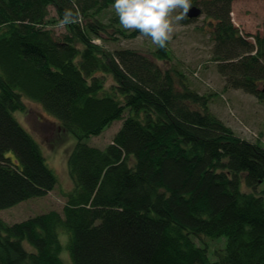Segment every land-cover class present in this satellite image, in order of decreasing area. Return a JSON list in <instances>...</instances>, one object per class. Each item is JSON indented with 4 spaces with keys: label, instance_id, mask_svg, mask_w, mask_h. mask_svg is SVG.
Listing matches in <instances>:
<instances>
[{
    "label": "trees",
    "instance_id": "1",
    "mask_svg": "<svg viewBox=\"0 0 264 264\" xmlns=\"http://www.w3.org/2000/svg\"><path fill=\"white\" fill-rule=\"evenodd\" d=\"M234 1L191 0V8L202 6L218 23L215 60L228 86L264 105V40L238 35ZM113 3L0 0V212L58 184L41 145L15 118L25 99L75 139V190L63 214L15 224L0 217V264H64L62 230L73 264H264V144L236 137L207 97L177 89L173 72L155 62L164 48L101 50L95 40L112 36V26L94 18ZM66 9L78 16L67 25L74 35L57 36L51 25ZM107 76L117 84L109 93ZM121 119L105 150L88 143ZM203 236L227 239L218 259L196 243Z\"/></svg>",
    "mask_w": 264,
    "mask_h": 264
},
{
    "label": "rangeland",
    "instance_id": "2",
    "mask_svg": "<svg viewBox=\"0 0 264 264\" xmlns=\"http://www.w3.org/2000/svg\"><path fill=\"white\" fill-rule=\"evenodd\" d=\"M177 14L179 11L172 15ZM50 15L52 19L58 15L55 8H50ZM231 19L242 39L254 45L257 44L258 38L264 40V0L234 1ZM60 20L59 16L51 25L56 35L63 36L69 32V35L73 36V31L59 24ZM94 20L104 21L114 28L109 29L112 36L107 35L105 38V35L102 40H95L101 50L114 52L117 49L129 48L149 54L158 48L150 38L143 37L139 33L131 37L130 33L134 31L123 29L112 8L102 15H96ZM217 24L216 20L207 17L205 13L191 20L190 23L183 24L180 21L175 24L171 39L164 48L163 59H155V62L164 70L168 68L173 72L177 89L190 88L200 96L207 97L209 111L230 128L236 137L264 144V105L256 97L228 86L227 77L220 73L221 61L215 60L218 44L215 39ZM115 30H121V34L125 32L127 36L119 35ZM105 86L108 93L112 91V88H117L113 76L106 77ZM24 102L26 112L15 113V118L41 145L46 162L56 175L58 184L44 197L30 199L1 211L0 217L8 224L20 223L51 211L63 214L68 196L75 190V183L68 169V157L75 145L74 137L67 133L62 134L56 120L54 121V118L39 103L28 99ZM124 117L125 119L130 117L129 111ZM123 123L124 119L112 123L101 135L89 138L88 143L105 150L114 142ZM243 189L245 192H250L246 187ZM262 191H264V183L258 188V193ZM60 240L63 244L60 258L64 264H73L67 249L69 236L63 230ZM226 241L225 237L203 236L196 239L198 245L206 248L212 261L218 259L215 251L224 250Z\"/></svg>",
    "mask_w": 264,
    "mask_h": 264
},
{
    "label": "clouds",
    "instance_id": "3",
    "mask_svg": "<svg viewBox=\"0 0 264 264\" xmlns=\"http://www.w3.org/2000/svg\"><path fill=\"white\" fill-rule=\"evenodd\" d=\"M112 7L123 29L136 31L163 49L174 32V25L184 20L191 8V0H114ZM179 14L173 16L174 12ZM78 16L66 9L61 26L76 23Z\"/></svg>",
    "mask_w": 264,
    "mask_h": 264
},
{
    "label": "water",
    "instance_id": "4",
    "mask_svg": "<svg viewBox=\"0 0 264 264\" xmlns=\"http://www.w3.org/2000/svg\"><path fill=\"white\" fill-rule=\"evenodd\" d=\"M203 14V11L201 8L194 6L190 8L189 12L187 13V18L189 20L197 19Z\"/></svg>",
    "mask_w": 264,
    "mask_h": 264
}]
</instances>
